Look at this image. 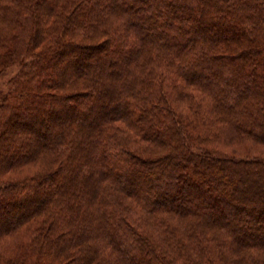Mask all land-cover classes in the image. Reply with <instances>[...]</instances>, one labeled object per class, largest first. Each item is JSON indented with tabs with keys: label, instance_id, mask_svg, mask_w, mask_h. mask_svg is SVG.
<instances>
[{
	"label": "trees",
	"instance_id": "obj_1",
	"mask_svg": "<svg viewBox=\"0 0 264 264\" xmlns=\"http://www.w3.org/2000/svg\"><path fill=\"white\" fill-rule=\"evenodd\" d=\"M13 65L0 264H264V0H0Z\"/></svg>",
	"mask_w": 264,
	"mask_h": 264
},
{
	"label": "rangeland",
	"instance_id": "obj_2",
	"mask_svg": "<svg viewBox=\"0 0 264 264\" xmlns=\"http://www.w3.org/2000/svg\"><path fill=\"white\" fill-rule=\"evenodd\" d=\"M77 36H81L80 33L77 34ZM19 67L17 65L10 66L8 70L5 72L4 75L0 77V97L5 96L9 93V87L8 83L11 78H13L16 73L18 72ZM178 102V101H177ZM176 107L179 108V110L182 112H186V116L190 117L192 119H195L196 116H194L192 110H190L189 105L185 103V101H179L177 104H175ZM182 109V110H181ZM43 116H36V121H39ZM44 128L47 130L46 125H44ZM197 135L200 134L199 131L196 132ZM216 150H219L223 153L229 154V155H237V156H248V157H264V146L255 145L250 141H244L243 143H237V142H231V141H225L223 138L214 141L211 143V147H213Z\"/></svg>",
	"mask_w": 264,
	"mask_h": 264
}]
</instances>
